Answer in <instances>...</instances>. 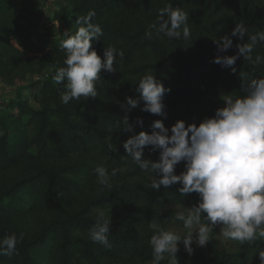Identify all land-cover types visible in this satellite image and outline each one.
<instances>
[{"label":"trees","instance_id":"obj_1","mask_svg":"<svg viewBox=\"0 0 264 264\" xmlns=\"http://www.w3.org/2000/svg\"><path fill=\"white\" fill-rule=\"evenodd\" d=\"M66 1L69 6L56 18L69 34L80 26L78 18L95 10L92 23L103 30L93 45L97 54L102 57L104 47L112 45L124 56H117L115 72L101 70L95 99L81 97L64 104L60 96L66 81L56 84L52 79L65 66V52L59 47L64 32L56 36L49 29L40 30L32 17L40 14L39 0H0V79L13 84L37 70H50L48 77L29 83L28 95L18 90L15 99L0 105V239L18 237L16 251L0 255V264H152L150 223L164 230L172 220L183 225L173 208L192 207L199 197L197 193L182 197L179 184L159 191L148 186L153 174L127 156L122 142L131 133L122 134L116 122L126 114L130 121L142 117L143 127L137 126L135 132L150 133L152 122L163 118L140 111L142 101L128 113L120 103L127 96L138 98L140 78L152 74L171 89L163 97L167 111L163 122L170 128L177 120L198 126L224 107L220 97L243 96L240 75L245 82L264 78V64L241 57L232 66L233 73L231 67L212 61L217 54L235 55L240 41L232 37L233 47L217 53L213 40L230 35L241 20L249 36L264 31V0ZM168 4L188 13V40L157 38L155 33L146 38L149 25ZM243 42H248L247 36ZM258 54L264 57V43L255 46L253 61ZM158 156L145 149L146 158ZM179 165L177 175L184 171ZM97 166L106 167L109 174L120 169L110 187L98 184ZM101 213L111 222L110 249L89 239ZM235 242L233 252L212 247V256L189 255L184 249L176 255L180 264H259L264 240Z\"/></svg>","mask_w":264,"mask_h":264},{"label":"clouds","instance_id":"obj_2","mask_svg":"<svg viewBox=\"0 0 264 264\" xmlns=\"http://www.w3.org/2000/svg\"><path fill=\"white\" fill-rule=\"evenodd\" d=\"M95 10L78 18L80 25L74 34L64 31V39L59 47L64 50L65 66L59 67L52 79L56 84L65 83V91L60 100L68 104L70 100L95 99L98 96L96 82L101 70L116 71L114 63L117 56L123 58V50L115 46L104 47L103 56L97 54L93 45L101 40L103 30L99 24L92 23ZM189 15L171 4L161 8L157 22L149 25L145 36L148 39L155 33L157 38L169 40H188L191 30L188 26ZM247 36L248 42H243ZM232 37L240 43L235 45V55L217 54L213 63L231 67L235 73L237 59L243 58L255 65L264 64V57L252 52L258 43H264V31L248 35L243 20L235 24L230 35H223L216 44L217 53H226L233 47ZM240 91L243 96L224 95L221 100L224 107L215 110L214 116L204 118L199 125L195 122L186 126L184 120H177L170 128L163 119L167 118L164 95L171 91L152 74L143 75L135 89L138 98L127 96L120 103L121 109L128 113L131 109L143 106L140 111L162 117L151 124V132H135L137 126L143 127L142 117L130 121L126 114L116 122L120 132L131 133L122 146L132 162L145 172H151L153 178L148 185L159 191L179 184L178 192L182 197L197 193L198 201L185 213L178 211L175 219L183 222L187 230L184 236L172 230L160 228L156 222L149 227L154 234L149 243L152 248V264H161L168 257V264H180L177 258L179 245L192 255L195 244L205 247L209 244L213 230L220 226L225 240L241 244H252L264 240V78L245 82L240 75ZM150 153H159L157 160L145 157V149ZM112 150V145L109 144ZM118 151V148L115 149ZM184 164V171L176 174L177 165ZM120 171L113 168L111 173L106 167L97 166V182L103 187H110L111 177ZM110 220L101 213L89 232V239L106 248L112 245L108 239ZM195 234V236L193 235ZM23 239V234L19 240ZM18 237L5 235L0 239V255H11L16 251ZM257 255V253H256ZM259 264H264V249L258 252Z\"/></svg>","mask_w":264,"mask_h":264},{"label":"rangeland","instance_id":"obj_3","mask_svg":"<svg viewBox=\"0 0 264 264\" xmlns=\"http://www.w3.org/2000/svg\"><path fill=\"white\" fill-rule=\"evenodd\" d=\"M68 6L69 4L67 3L66 0H39L38 11L40 12V14L38 15L33 14L32 17L36 16L40 30L45 31L46 29H49V31L52 32L54 35L60 36L61 33L66 31L67 29L65 25L62 23L61 19L56 18V15H58V13L63 7H68ZM13 41L18 45L16 38H14ZM22 50L33 57L34 55L33 53L25 49ZM49 71L50 70L47 68L46 69L44 68L42 70H37L36 72L29 74L26 79L24 80L18 79L13 84L0 79V105L5 104V102H8L11 99H15L18 90H21L22 92L28 95V93H30L29 91H27V87L29 83L32 81H36L38 79H44L48 77ZM182 168H184L183 163L179 165L178 169H182ZM189 208L190 207L188 206L178 205L175 206L173 209H174V213L178 211H184L185 213H187ZM168 226H169L168 230H172L178 235L184 236L187 234V230L183 228V225H181L179 222H175V220H172V222L169 223ZM193 235L195 236V234ZM192 247L194 248L193 254L204 253L205 255L212 256L213 255V253L211 252L212 247H215L219 250L233 252L236 250L237 245L235 241L225 240L220 232V226H217L213 230V234L211 236V240L208 245L201 248L193 244ZM181 249H184L182 243L179 245V251ZM162 264H168L167 254L165 255V260Z\"/></svg>","mask_w":264,"mask_h":264},{"label":"crops","instance_id":"obj_4","mask_svg":"<svg viewBox=\"0 0 264 264\" xmlns=\"http://www.w3.org/2000/svg\"><path fill=\"white\" fill-rule=\"evenodd\" d=\"M4 103V102H3ZM6 103V102H5ZM3 105V104H2Z\"/></svg>","mask_w":264,"mask_h":264}]
</instances>
